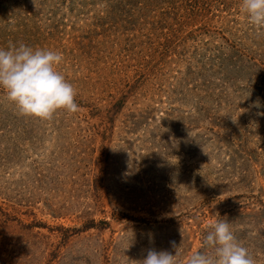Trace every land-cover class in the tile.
<instances>
[{"label": "rangeland", "instance_id": "1", "mask_svg": "<svg viewBox=\"0 0 264 264\" xmlns=\"http://www.w3.org/2000/svg\"><path fill=\"white\" fill-rule=\"evenodd\" d=\"M129 2L0 0V47L62 53L79 106L0 90V264H187L214 220L264 264V34L242 0Z\"/></svg>", "mask_w": 264, "mask_h": 264}, {"label": "clouds", "instance_id": "2", "mask_svg": "<svg viewBox=\"0 0 264 264\" xmlns=\"http://www.w3.org/2000/svg\"><path fill=\"white\" fill-rule=\"evenodd\" d=\"M241 11L257 34H264V0H242ZM59 51L9 42L0 47V90L24 115L51 120L57 111H79L76 88L59 71ZM203 238L209 251L193 253L187 264H258L257 259L236 238L227 220H214ZM170 251L150 249L139 264H180L179 247Z\"/></svg>", "mask_w": 264, "mask_h": 264}, {"label": "trees", "instance_id": "3", "mask_svg": "<svg viewBox=\"0 0 264 264\" xmlns=\"http://www.w3.org/2000/svg\"><path fill=\"white\" fill-rule=\"evenodd\" d=\"M114 3L118 6L122 4L125 8H131L133 5L129 2V0H114ZM127 12V11H126ZM128 13V12H127ZM129 14V13H128ZM130 15V14H129Z\"/></svg>", "mask_w": 264, "mask_h": 264}]
</instances>
